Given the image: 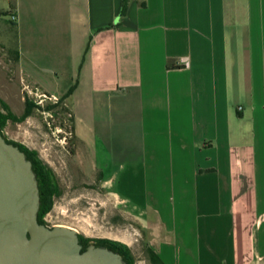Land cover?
Returning a JSON list of instances; mask_svg holds the SVG:
<instances>
[{
	"label": "crops",
	"instance_id": "crops-1",
	"mask_svg": "<svg viewBox=\"0 0 264 264\" xmlns=\"http://www.w3.org/2000/svg\"><path fill=\"white\" fill-rule=\"evenodd\" d=\"M3 2L162 262L264 264V0Z\"/></svg>",
	"mask_w": 264,
	"mask_h": 264
},
{
	"label": "rangeland",
	"instance_id": "rangeland-1",
	"mask_svg": "<svg viewBox=\"0 0 264 264\" xmlns=\"http://www.w3.org/2000/svg\"><path fill=\"white\" fill-rule=\"evenodd\" d=\"M0 8H7L3 0H0ZM10 18L9 14H0V99L17 117L23 114L28 101L32 105V114L20 123L7 122L2 134L6 139L35 151L38 159L55 175L60 196L53 199L44 222L48 228L66 227L91 240L115 241L116 237H126L131 243L129 249L134 264H144L146 234L112 190L101 185L99 172L93 167L94 163L98 165L99 160L104 159L98 155L99 148L95 149V155H78L69 111L59 107L51 110L48 107L53 105L48 102L37 106L34 103L36 97L23 89L27 86L33 94L43 92L33 85L37 82L55 92L58 87L66 88L69 77L54 75L53 60L35 59L34 65H30L23 59L18 66L11 55L12 50H17V44ZM20 66L26 72L20 73ZM43 67L52 71L43 70ZM89 151L92 153L93 149Z\"/></svg>",
	"mask_w": 264,
	"mask_h": 264
},
{
	"label": "water",
	"instance_id": "water-1",
	"mask_svg": "<svg viewBox=\"0 0 264 264\" xmlns=\"http://www.w3.org/2000/svg\"><path fill=\"white\" fill-rule=\"evenodd\" d=\"M39 204L31 163L0 134V264H125L103 247L81 252L74 230L39 225Z\"/></svg>",
	"mask_w": 264,
	"mask_h": 264
},
{
	"label": "trees",
	"instance_id": "trees-1",
	"mask_svg": "<svg viewBox=\"0 0 264 264\" xmlns=\"http://www.w3.org/2000/svg\"><path fill=\"white\" fill-rule=\"evenodd\" d=\"M7 14L10 15L9 12L4 13V15ZM11 55L13 61L17 63L18 62L17 50L15 49L12 50ZM168 67L171 66L168 65ZM57 107L61 108L65 112L67 111V109L65 108V106L62 105L61 102H58L53 106H49L48 108L52 110ZM31 108H32L31 103L26 101L23 114L17 117L11 112L9 106L2 99H0V134L4 138L7 144L17 147L18 150L25 155L26 160L31 163V168L36 176L38 191H39L40 204L37 213V223L39 225H43L47 227L46 223L44 222V216L51 210L53 199L60 196V190L57 187L55 181V175L47 165H45L38 159L37 153L35 151L28 150L24 146L6 139L2 134V130L7 124V122L20 123L24 121L27 117H29L32 114ZM71 123H72V119H71ZM78 240L82 248L81 252L85 251L86 247L90 245L92 242H96L97 243L96 247H103L114 252L115 254H118L125 262V264L135 263L129 247L126 246L125 244L107 239L91 240L85 238L82 235H78ZM144 251L146 254V261L148 262V264H164L162 260L157 256V254L147 244H145L144 246Z\"/></svg>",
	"mask_w": 264,
	"mask_h": 264
},
{
	"label": "built area",
	"instance_id": "built-area-1",
	"mask_svg": "<svg viewBox=\"0 0 264 264\" xmlns=\"http://www.w3.org/2000/svg\"><path fill=\"white\" fill-rule=\"evenodd\" d=\"M23 89L28 93V94H32L33 96L36 97V99H34V103L37 106H42L43 102H48L49 104L55 105L58 103V99L53 96L51 93L49 92H40L38 93H32L29 88L27 86H24ZM36 92H38V89H35Z\"/></svg>",
	"mask_w": 264,
	"mask_h": 264
},
{
	"label": "flooded vegetation",
	"instance_id": "flooded-vegetation-1",
	"mask_svg": "<svg viewBox=\"0 0 264 264\" xmlns=\"http://www.w3.org/2000/svg\"><path fill=\"white\" fill-rule=\"evenodd\" d=\"M96 245H97L96 242H92V243H91L90 245H88V246H94V247H96ZM88 246H87V247H88ZM87 247H86V248H87Z\"/></svg>",
	"mask_w": 264,
	"mask_h": 264
}]
</instances>
